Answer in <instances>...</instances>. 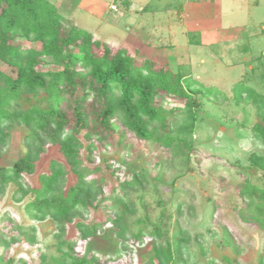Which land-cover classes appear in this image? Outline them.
Returning a JSON list of instances; mask_svg holds the SVG:
<instances>
[{
    "label": "trees",
    "instance_id": "trees-1",
    "mask_svg": "<svg viewBox=\"0 0 264 264\" xmlns=\"http://www.w3.org/2000/svg\"><path fill=\"white\" fill-rule=\"evenodd\" d=\"M124 3L131 5L130 0ZM69 16L50 0H0V63L10 70L0 66V196L13 184L15 201L31 198L25 204L29 218L55 222L57 237L62 239L61 255L50 264L115 263L121 256L102 263L94 253L78 257L76 243L63 240L67 225L74 224L81 239L89 242L109 223L125 247L131 238L143 242L146 235L152 236V257L141 264H188V233L179 227L173 237L164 240L165 208L156 221L142 217L130 223L136 211L125 202V193L144 188V171L127 180L119 177L122 168L115 160H103L101 165L96 158L98 143L116 133L121 142L132 134L143 143L185 148L183 155L188 156L191 145L169 128L170 119L182 107L167 110L158 106V96L196 109L204 105L203 99L253 106L252 131L261 140L263 152L251 153L248 165L230 166L242 178L237 188L249 207L240 211L241 219L264 233V187L251 181L264 173V93L246 85L244 78L227 90L180 70L174 72L167 63L158 65L152 59L133 56L128 47L97 39ZM21 40L34 46L24 47L18 43ZM260 56L264 60V54ZM17 127L23 129L24 153L12 163L3 162L1 151ZM109 180L115 183L112 191L116 195L97 214L98 221L90 219ZM16 229L28 233L25 227ZM35 240V236L27 237L29 243ZM0 241L10 247L1 237ZM263 256L260 264H264ZM47 261L43 256L42 264ZM205 264L216 263L210 259Z\"/></svg>",
    "mask_w": 264,
    "mask_h": 264
},
{
    "label": "rangeland",
    "instance_id": "rangeland-1",
    "mask_svg": "<svg viewBox=\"0 0 264 264\" xmlns=\"http://www.w3.org/2000/svg\"><path fill=\"white\" fill-rule=\"evenodd\" d=\"M50 1L97 39L126 46L133 56L152 59L158 65L167 63L174 72L180 70L227 90L244 78L246 85L264 93V60L260 56L264 54V0H130V7L125 0ZM112 6L117 9L113 11ZM18 43L34 46L24 40ZM0 66L9 70L2 63ZM155 102L167 110L182 107L170 119L169 128L191 145L188 156L183 155L185 148L143 143L132 134L121 142L119 133L98 143L96 151L101 165L103 160L113 159L121 166L120 178L131 180L135 172L144 171V188L125 193V202L136 211L130 223L142 217L156 221L165 208L164 240L173 237L176 228L186 231L190 236L185 254L188 264H205L210 259L216 264H260L264 233L241 219L240 211L248 203L237 188L242 178L230 166L248 165L251 153L263 152L261 140L252 131L253 106L203 99L204 105L196 109L164 96ZM22 132L20 127L12 131L1 151L3 162L12 163L23 155ZM251 181L264 187V173ZM113 187L115 183L109 180L90 219H100L97 214L116 195ZM14 191L11 184L0 196V237L10 243L7 248L0 241V264H42L43 256L50 264L61 255L58 227L50 218H29L25 204L31 198L17 202ZM17 226L25 227L27 235L20 234ZM30 236H35L34 243L27 241ZM64 239L76 243V256L94 253L101 263L121 256L110 264H141L152 257V236L146 235L143 242L131 238L125 247L111 223L89 242L81 239L74 224L67 225Z\"/></svg>",
    "mask_w": 264,
    "mask_h": 264
},
{
    "label": "built area",
    "instance_id": "built-area-1",
    "mask_svg": "<svg viewBox=\"0 0 264 264\" xmlns=\"http://www.w3.org/2000/svg\"><path fill=\"white\" fill-rule=\"evenodd\" d=\"M117 8L116 6H112V10L115 11Z\"/></svg>",
    "mask_w": 264,
    "mask_h": 264
}]
</instances>
